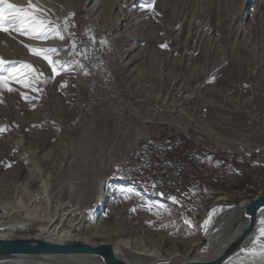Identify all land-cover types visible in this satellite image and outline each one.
<instances>
[{"label":"rangeland","instance_id":"rangeland-1","mask_svg":"<svg viewBox=\"0 0 264 264\" xmlns=\"http://www.w3.org/2000/svg\"><path fill=\"white\" fill-rule=\"evenodd\" d=\"M27 1L56 25L74 14L71 31L79 47L88 46L87 59H78L89 74L63 84L68 72L53 76L44 54L36 55L37 64L0 65L9 80L0 88V209L9 213L1 223L12 215H45L53 204L46 190L64 182L60 165L84 170L70 181L81 187L72 191L74 198L92 196L87 186L101 189L107 179L133 191L111 225L87 239L122 252L128 250L118 241L140 248L138 238L149 230L156 232L154 240L168 237L167 248L179 245L181 234L200 235L214 206L264 195V0H140L137 7H144L134 12L123 7L128 0ZM34 40L53 46L57 41ZM61 43L71 49L69 39ZM5 44L14 51L15 42ZM25 72L36 76L32 89L28 79L17 82ZM113 135L118 141L103 146ZM131 142L129 152L125 144ZM35 152L50 159L43 168L33 157L40 164L33 175L27 164ZM94 154L106 164L100 178ZM89 174L95 175L91 183ZM43 199L48 203H39ZM142 199L162 204L159 212H173L171 224L151 229V211ZM1 231L9 239H48L37 237L46 231L18 225Z\"/></svg>","mask_w":264,"mask_h":264},{"label":"bare ground","instance_id":"bare-ground-1","mask_svg":"<svg viewBox=\"0 0 264 264\" xmlns=\"http://www.w3.org/2000/svg\"><path fill=\"white\" fill-rule=\"evenodd\" d=\"M139 1L140 0H128L125 2L123 7L125 8V10L131 9L132 12L141 10L144 6L141 7L142 4H139L137 7L136 4H138ZM8 3L13 4L17 8L27 9L33 16L40 15L39 11L35 9L34 6H30L27 0H8ZM48 21H51V26L56 25L55 20L49 19ZM56 40V44L55 46H53L52 44H50V42H38L30 36L22 35L17 31H0V60H3L5 62L2 65H6L8 63L15 64L22 61L39 60V57L36 56L38 54L31 52L30 48L59 49L61 50L59 53L62 54L58 57H54L53 60L61 61V59H65L67 62H69V67L74 68V71H67L68 74H64L63 79V84L72 85L76 81L74 75H84V73L81 71V68L78 65L71 63L73 58L68 53V51H63L66 48L62 45L61 40L59 38H56ZM11 41L16 43V45L12 46L14 49L13 52H11V50L7 48L5 44L6 42L11 43ZM26 45L28 47H26ZM33 62L34 64H37V61ZM42 118L43 124H45L47 118H44V116H42ZM109 137L110 138H105V140L102 141L103 146H109V141H118L119 138L118 135ZM133 145V142H131L130 144L126 143L125 150L131 152ZM14 146L16 147L15 143ZM19 150L23 151V148L20 147ZM20 155L22 154L20 153ZM29 155L31 157L28 158L27 166L31 170L30 173L33 174V172H38L40 170V164L32 161L33 157L42 160L43 168L48 167L47 162L50 158H47V155L39 152L30 153ZM93 159H95V161L97 162L95 163L97 168L96 172L98 178H100L102 172L106 168V164L103 163L102 157L99 154H94L93 158H91V161ZM59 169V180L61 181V183L64 181L62 183L63 185L60 184L57 187L51 188L49 191L46 190V197L48 196V199H53L51 209L48 210L42 217H15L13 215L9 216V220L7 222H0V240L26 239L31 241H46L57 245H68L79 242L87 244L91 247L107 245V243L102 244V242L97 243L96 241L87 239L95 236L97 232L105 231L107 226L111 225V222L113 221L115 216H117V208L123 207L125 199L131 200V198L126 197L129 194H132L133 191L130 189V187L111 184L109 183L110 179H107L102 185L101 189L96 188L94 190L92 186H87L88 190L93 193L92 196H88L89 201L88 198L82 193L77 199L72 197V191L79 192L81 191V187L73 186L70 181L83 177L84 170L79 166H77L75 169H72L68 165H66L65 169L64 167H62V165H60ZM94 177L95 175L89 174V183L92 182ZM33 183L36 184V181L34 180ZM59 188V196L61 198L57 197ZM39 203L48 202L46 201V199H43L40 200ZM142 205L149 208L148 210L151 211V214L148 217L149 223L153 225L151 229H160L162 231L161 226L163 224H171L172 216H174V213L161 210V212H159V209H164L163 205L159 202H147L145 199H142ZM246 205L247 201L238 203V205L219 204L214 206L208 211L202 222L203 224L207 218H210V223L207 225V230L202 228L201 224L199 226L200 235L198 237H186L187 235L185 236L181 234L180 238L183 243H179V245H173L174 247L172 246L167 248L170 243L168 237L159 236L158 239L154 240L153 235L156 233L154 232V230H149V232L147 233L148 237H145V234H143L145 238L142 239L138 238L137 234L139 244H141L140 248L131 246L129 244V241L127 240H120L118 241V244L124 245V248L127 249L128 252H122V250L116 247V245L108 246L111 247L115 256L124 261L126 264H209L214 259L219 257L223 253V251H225V249L235 241V239L240 235V233L247 225V219L244 217V210ZM0 213V219H5L8 212L0 209ZM128 216L129 213H127L125 218L126 224L124 228L127 227V229L130 226V222H127L130 221L127 219ZM261 219H264V208L259 210L256 217L255 228L246 237L240 248L220 264H248V260H250L251 258L241 256L240 250L252 245V241L257 235L258 224ZM10 225L26 227L28 229H31L33 232L46 231L47 235L36 236L48 239H9V232L1 230L10 227ZM44 226H48L49 228L44 229ZM171 226L172 228H174L175 224H172ZM61 227H64V229L60 230ZM142 230H145V228L142 227ZM124 232L126 231L123 229L121 233ZM144 239H146L145 243L147 244V246L142 244V240ZM179 246H183L180 252L178 250ZM0 264H104V262L101 258L94 255L68 254L24 256L16 255L11 257H0Z\"/></svg>","mask_w":264,"mask_h":264},{"label":"snow or ice","instance_id":"snow-or-ice-1","mask_svg":"<svg viewBox=\"0 0 264 264\" xmlns=\"http://www.w3.org/2000/svg\"><path fill=\"white\" fill-rule=\"evenodd\" d=\"M143 7V5H141ZM74 14H70V17ZM10 17V18H9ZM69 18H66L63 26L55 25L51 26V21L43 19L41 16H33L27 9L17 8L11 3H8V0H0V31H17L22 35H28L33 39H49V38H59L61 41L69 39L71 41V49H64L63 51H70V55L73 58L71 63L78 65L81 68V71L87 75L89 74L85 69L84 65L81 62L83 59H87V50L88 46L84 47L78 46V41L76 39L75 33L71 31V28L74 27V21ZM88 40L91 46L94 48L96 46L95 38L92 36L88 37ZM101 45L105 42L100 41ZM26 47H28L26 45ZM162 47H167V45H162ZM30 51L36 54H44L43 58L48 61L51 66L52 75H56L58 72L74 71V68H70L68 63H62L60 61H54L49 58V54L55 55L59 54L61 50L55 48H30ZM3 60H0V65L4 64ZM25 67H31L30 65H25ZM12 71H15L14 69ZM38 75H43L38 73ZM11 77V73L9 74ZM22 79H28L29 83L27 87L30 89L33 88V83L36 82V76L31 73L25 72L23 77H21L17 82H20ZM9 80L6 79L3 74L2 68H0V88L4 87ZM9 92L13 91V88L8 87ZM39 91L38 88L33 89ZM27 99V96H25ZM4 129L0 128V132H3ZM10 166V165H9ZM163 195V193H161ZM173 203H178L175 197H169ZM189 226L191 223L186 221ZM210 223V218H207L204 223L201 225L202 228L207 230V225ZM240 255L245 257H250L248 264H264V219H261L258 224L257 235L252 241V245L247 248L240 250Z\"/></svg>","mask_w":264,"mask_h":264},{"label":"water","instance_id":"water-1","mask_svg":"<svg viewBox=\"0 0 264 264\" xmlns=\"http://www.w3.org/2000/svg\"><path fill=\"white\" fill-rule=\"evenodd\" d=\"M264 208V195L248 200L244 210L247 225L235 239V241L223 251V253L209 264H220L234 252H236L243 241L255 228L256 217L260 209ZM84 254L94 255L101 258L104 264H126L117 258L108 245L91 247L84 243H73L68 245H57L46 241H31L26 239L0 240V257L24 256V255H68Z\"/></svg>","mask_w":264,"mask_h":264}]
</instances>
